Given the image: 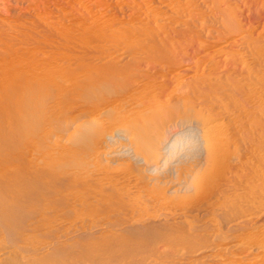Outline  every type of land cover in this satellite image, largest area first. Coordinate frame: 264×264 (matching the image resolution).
Masks as SVG:
<instances>
[{"label":"bare ground","instance_id":"obj_1","mask_svg":"<svg viewBox=\"0 0 264 264\" xmlns=\"http://www.w3.org/2000/svg\"><path fill=\"white\" fill-rule=\"evenodd\" d=\"M89 24L75 29L83 32ZM23 34L24 43L31 41ZM244 39L247 47H230L232 54L224 59L219 55L227 47L72 45L55 53L53 46L54 54L50 50L41 57L40 50L11 49L23 43L0 45V264L25 263L17 251L24 237L51 239L54 226L69 232L78 220L70 209L79 201L90 208L115 204L145 214L164 201L168 207L212 206V194L227 197L237 189L242 204L233 203L230 219L240 221L235 227L242 231L248 264H264V214H259L264 209V48L255 47L250 36ZM236 152L242 155L240 164L234 161ZM122 158L145 165L155 183L172 192L192 191L189 201H163L153 188L150 199H122L104 185L112 176L109 165ZM98 193L100 202L93 198ZM64 210L71 213L63 216ZM120 211L116 220L127 219Z\"/></svg>","mask_w":264,"mask_h":264},{"label":"rangeland","instance_id":"obj_2","mask_svg":"<svg viewBox=\"0 0 264 264\" xmlns=\"http://www.w3.org/2000/svg\"><path fill=\"white\" fill-rule=\"evenodd\" d=\"M211 1L213 0H0V43L4 40L6 41L0 45H5L10 41L8 45H12V47L15 45V42L16 44L17 42L20 43L16 45L17 47L23 43L21 45L23 47L19 46L15 48L14 46L11 49L17 52L40 50V56H46L49 53V55H51L55 48L56 53L62 51L64 47L68 48L72 45V47L75 48L209 47L213 49L216 47H227V51L225 50L223 51L224 54L221 52L219 55L220 59H224L225 56H231L232 48L230 47H233V50H236V47H247L246 43H244V38L250 36L255 43V47H257L258 44L259 48H264V3L262 0H227L228 3H226L227 1L225 0H216L213 3ZM225 5H229L230 8L228 6L227 8L230 10L227 11ZM224 7L226 8L225 10ZM223 12L226 17H224L225 15ZM90 18L91 21H93H90L89 24ZM86 20L88 23L85 24H89L91 28H86L83 32L81 31L82 33L77 31L75 28L80 26V24L85 25L84 22H86ZM222 21H224L225 24H222ZM76 22H80V24L77 26ZM227 23L229 25L233 23L232 27H235L231 28ZM223 25L228 26L224 27ZM98 26H100V28ZM94 28H96V31ZM224 28H228L229 31ZM18 30L21 31V34H28L25 38L31 40L32 43L27 39L24 43L25 40L23 41V38L25 35H18L17 33H20ZM231 30H233V32ZM9 32L14 35L11 36ZM64 32H66V34L68 33L67 36ZM86 32L89 34H84ZM77 33L79 35H77ZM93 35L94 37L92 38L91 36ZM10 37H12V40H9L11 39ZM31 37L33 40L30 39ZM74 37L77 39H74ZM16 38L17 40L14 41ZM34 39L37 40L34 41ZM71 39L74 40L70 41ZM63 42L64 44H62ZM81 42L82 44H80ZM57 47H59V51ZM229 52L231 54H229ZM236 156H238V158ZM236 156V159L234 157V161L236 162L238 159L236 164H240V161H243L241 159L242 155L240 152H236ZM127 161L128 160L122 158L117 162L109 163V171H112L113 178L110 176V181L104 182V185H108L109 189L113 187V190H115L122 199L126 201H134L136 198L141 200L150 199L152 195L149 194L152 192L151 188L155 191L152 193L158 192V195L156 193L158 198L162 199L167 197V199H165L166 201L170 199L177 202L187 199L186 201L188 202L191 194H193L192 191L172 192L168 185L155 183L153 179L154 175L152 176L151 172L148 170L145 172V165H135ZM51 170H54V168ZM140 170L143 171L141 172ZM146 184H148V186ZM146 187H149L150 191ZM147 190L149 192H147ZM239 194H241V190L239 189L232 191L231 195H227V197L219 193L215 195L212 194L210 197L213 200L209 199L210 203L213 202L212 206L205 205V207L192 208L193 210L189 208V206L185 208V205L180 207H168L166 202L162 199L165 203H163V208L161 207L162 204L160 207L157 206V208L154 206L156 209L151 206L152 208L149 207L151 210L148 208V211H144L145 214L143 211H139L141 213L138 211L136 212V210L133 211L134 207H130V211H128V209L125 211L122 207L119 205L116 206L115 204L102 208L100 205L90 208L88 206H81V201H79L77 205L73 204V208L71 207L72 209H70V211L72 210L71 212H73L72 214L75 215V220L78 219L76 221L77 224L79 222L78 226L74 224V220V222L70 224L71 226L69 229H71H68L69 232H64L63 226H61L63 230L61 227L54 226L51 227L53 228L51 229V239L42 241L41 239L24 237L19 242L21 246L18 244V247L17 245H10L9 248L11 247L12 250L19 248L17 249L19 252L18 257L21 258V260L24 258L22 260L23 263L25 262L24 264H248L247 251L241 240L243 237L242 231L237 229L240 221L238 219H230L231 214L235 210L234 204H242V202L236 199ZM93 196L92 197L95 198L96 201L99 199L98 197H102L99 193ZM101 199H103V197ZM101 199H99L98 202L102 201ZM229 201H231V203ZM78 203H80V205H78ZM70 211L64 210V212L61 213V211L60 214L64 216ZM119 211L122 213L129 212L128 216L127 213L125 214L127 219L121 221L116 220L117 216H119ZM70 213L68 214L71 216ZM259 214L263 215L264 209L259 212ZM85 225L86 227L84 228L83 226ZM82 227L84 229H82ZM149 231L152 232L150 233ZM156 232L158 233L157 235ZM54 234L57 235V238ZM62 234L66 239L61 238L63 237ZM58 236L61 239H59ZM90 238L92 240L94 239L98 244ZM69 239L72 240H70L69 243L71 245L67 243ZM23 240L26 241L24 242ZM39 240L41 242H39ZM90 240L92 242H90ZM103 241L105 244H102ZM22 242H24L23 245ZM87 242L91 246H89ZM106 243H108L109 246L106 245ZM54 245H58V248L54 247ZM96 245L99 247L102 246L101 249L99 250V247L97 249ZM121 246L125 250L127 249V251H119V249L123 250ZM130 246L134 248H129ZM103 247L105 250H108L104 252V249H102ZM113 249H117L116 251H119L118 254L116 251L112 252ZM129 249H132V255ZM112 254H114V256ZM121 254L123 256L119 257ZM116 257L120 259L118 260Z\"/></svg>","mask_w":264,"mask_h":264}]
</instances>
